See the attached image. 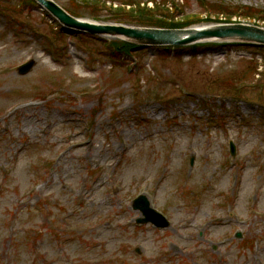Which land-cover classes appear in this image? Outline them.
Returning a JSON list of instances; mask_svg holds the SVG:
<instances>
[{"label":"rangeland","instance_id":"obj_1","mask_svg":"<svg viewBox=\"0 0 264 264\" xmlns=\"http://www.w3.org/2000/svg\"><path fill=\"white\" fill-rule=\"evenodd\" d=\"M54 1L102 25L264 27V0ZM54 22L0 0V264H264V51L117 60L121 37ZM139 195L169 226L137 224Z\"/></svg>","mask_w":264,"mask_h":264},{"label":"water","instance_id":"obj_2","mask_svg":"<svg viewBox=\"0 0 264 264\" xmlns=\"http://www.w3.org/2000/svg\"><path fill=\"white\" fill-rule=\"evenodd\" d=\"M35 1L66 27L87 31L93 34L122 36L132 40L136 44L143 46H187L203 41L242 42L264 45V29L251 25H211L183 30H162L151 28H131L116 25H96L75 19L51 0ZM33 66V61L22 66L19 69L20 74H27ZM140 201L144 202L142 210L146 214L150 213L147 201L143 199Z\"/></svg>","mask_w":264,"mask_h":264},{"label":"trees","instance_id":"obj_3","mask_svg":"<svg viewBox=\"0 0 264 264\" xmlns=\"http://www.w3.org/2000/svg\"><path fill=\"white\" fill-rule=\"evenodd\" d=\"M26 2H30L32 4V1L31 0H25ZM125 6H130L131 8L134 7V4L132 2L130 3H126L124 4ZM223 14H226L228 15V18L231 17V13H228V9L226 7H223V6H220L218 7ZM247 10L246 12V17H253L254 14H257L258 11H255L251 8H245ZM126 10V9H125ZM125 10H121V11H125ZM70 13H72L73 15L75 16H79L75 11L73 10H69ZM134 12H136V9H133ZM117 13V12H116ZM131 13V12H129ZM147 16L149 17H146V18H139V21H137V25H140V26H148V27H161V28H182V27H186V26H189V25H186L185 26V23L184 24H181V23H174L173 21V17H154V15L152 13H149L147 12L146 13ZM132 15V13H131ZM138 16V15H137ZM136 16V17H137ZM162 16V15H161ZM119 18V17H118ZM122 22H125L123 21L122 19H120ZM184 25V26H182ZM210 47H213V45H203V46H198V47H190V51H192L193 53H197L200 49H207V48H210ZM133 48L132 45H128V44H121L120 47H117V51L115 53H117V60H119L120 56L122 55L120 52L121 50L124 49V51H128L127 49H129L131 51V49ZM264 48V47H263ZM198 49V50H197ZM175 51V50H174Z\"/></svg>","mask_w":264,"mask_h":264}]
</instances>
